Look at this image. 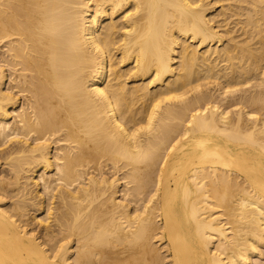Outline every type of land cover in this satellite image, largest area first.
Instances as JSON below:
<instances>
[{
  "label": "bare ground",
  "instance_id": "1",
  "mask_svg": "<svg viewBox=\"0 0 264 264\" xmlns=\"http://www.w3.org/2000/svg\"><path fill=\"white\" fill-rule=\"evenodd\" d=\"M0 264H264V0H0Z\"/></svg>",
  "mask_w": 264,
  "mask_h": 264
},
{
  "label": "rangeland",
  "instance_id": "2",
  "mask_svg": "<svg viewBox=\"0 0 264 264\" xmlns=\"http://www.w3.org/2000/svg\"><path fill=\"white\" fill-rule=\"evenodd\" d=\"M34 208L32 207V210H30V215H32V214H35L36 212L33 210ZM32 221V224H31V227L33 228H36V226H37V223L34 221V220H31ZM34 222H35V224H34Z\"/></svg>",
  "mask_w": 264,
  "mask_h": 264
}]
</instances>
